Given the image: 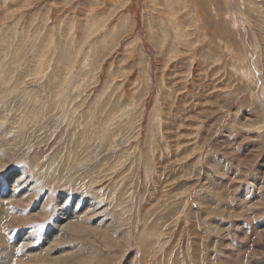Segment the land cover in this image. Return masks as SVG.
I'll return each mask as SVG.
<instances>
[{
    "label": "rangeland",
    "instance_id": "374dc122",
    "mask_svg": "<svg viewBox=\"0 0 264 264\" xmlns=\"http://www.w3.org/2000/svg\"><path fill=\"white\" fill-rule=\"evenodd\" d=\"M0 264H264V0H0Z\"/></svg>",
    "mask_w": 264,
    "mask_h": 264
},
{
    "label": "bare ground",
    "instance_id": "6f19581e",
    "mask_svg": "<svg viewBox=\"0 0 264 264\" xmlns=\"http://www.w3.org/2000/svg\"><path fill=\"white\" fill-rule=\"evenodd\" d=\"M109 19V18H108ZM36 36V35H35ZM52 57V56H51ZM38 71H39V69H38ZM15 78V77H14ZM63 78V77H62ZM29 94V93H28Z\"/></svg>",
    "mask_w": 264,
    "mask_h": 264
}]
</instances>
